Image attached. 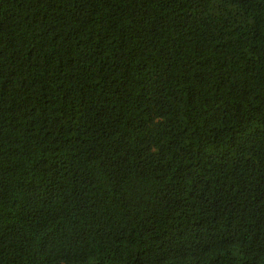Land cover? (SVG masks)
<instances>
[{"label":"trees","instance_id":"trees-1","mask_svg":"<svg viewBox=\"0 0 264 264\" xmlns=\"http://www.w3.org/2000/svg\"><path fill=\"white\" fill-rule=\"evenodd\" d=\"M0 264H264V0H0Z\"/></svg>","mask_w":264,"mask_h":264}]
</instances>
